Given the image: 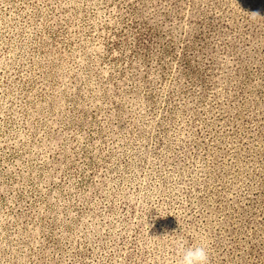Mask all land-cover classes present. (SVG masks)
I'll list each match as a JSON object with an SVG mask.
<instances>
[{
    "label": "rangeland",
    "instance_id": "rangeland-1",
    "mask_svg": "<svg viewBox=\"0 0 264 264\" xmlns=\"http://www.w3.org/2000/svg\"><path fill=\"white\" fill-rule=\"evenodd\" d=\"M200 245L264 264V0H0V264Z\"/></svg>",
    "mask_w": 264,
    "mask_h": 264
},
{
    "label": "clouds",
    "instance_id": "clouds-1",
    "mask_svg": "<svg viewBox=\"0 0 264 264\" xmlns=\"http://www.w3.org/2000/svg\"><path fill=\"white\" fill-rule=\"evenodd\" d=\"M181 246L183 247V243ZM178 264H210L209 254L206 247L200 246H188L183 249L182 258L178 261Z\"/></svg>",
    "mask_w": 264,
    "mask_h": 264
}]
</instances>
